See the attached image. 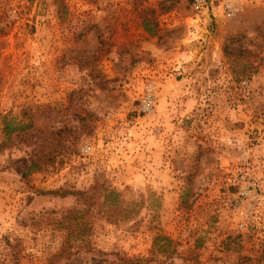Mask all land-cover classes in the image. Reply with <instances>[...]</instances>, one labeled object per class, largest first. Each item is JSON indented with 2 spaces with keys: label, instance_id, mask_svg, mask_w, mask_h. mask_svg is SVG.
Segmentation results:
<instances>
[{
  "label": "rangeland",
  "instance_id": "rangeland-1",
  "mask_svg": "<svg viewBox=\"0 0 264 264\" xmlns=\"http://www.w3.org/2000/svg\"><path fill=\"white\" fill-rule=\"evenodd\" d=\"M243 3L0 0V264H264V205L232 209L242 173L264 193V0Z\"/></svg>",
  "mask_w": 264,
  "mask_h": 264
},
{
  "label": "built area",
  "instance_id": "built-area-1",
  "mask_svg": "<svg viewBox=\"0 0 264 264\" xmlns=\"http://www.w3.org/2000/svg\"><path fill=\"white\" fill-rule=\"evenodd\" d=\"M191 7L197 14L210 10V0H190ZM219 8L221 14L226 19L236 17L244 9L243 0H220ZM155 107V85L153 83L147 84L145 88L144 96L140 104V112L142 114H149ZM81 152L87 155L90 152V147L85 145L81 148ZM246 153L242 156L246 160ZM237 192V198L235 199L232 209L235 212L236 217L239 218L238 227L243 228V220L248 216H252L256 213L262 205H264V193L260 190L259 184L255 177L250 172L242 173L237 183L234 186L239 185Z\"/></svg>",
  "mask_w": 264,
  "mask_h": 264
},
{
  "label": "trees",
  "instance_id": "trees-1",
  "mask_svg": "<svg viewBox=\"0 0 264 264\" xmlns=\"http://www.w3.org/2000/svg\"><path fill=\"white\" fill-rule=\"evenodd\" d=\"M143 24L145 26V30L146 32L150 35V36H156L155 31H153L150 27H148V21L147 19L143 20ZM241 38L240 37H229L227 39V44L224 46L223 48V53L226 57H231V56H238L239 58H242L243 61L240 62V65L235 68L232 69V74L234 76V80L236 83H241L242 80L244 79H249V72L250 70L255 66V61H254V56L253 53H251L250 51H246V49H244V47L238 46V49L233 48V43L235 42H241ZM244 51H246V53H244ZM237 53V55H236ZM249 57H251V59H249ZM3 132L5 134V136H10L11 133L18 127L10 124V120H8L6 117L3 121ZM28 126V125H27ZM37 169V165H35L34 163L31 164V166L27 169V173ZM109 194H113V192H109ZM84 230L83 229L82 233L84 234Z\"/></svg>",
  "mask_w": 264,
  "mask_h": 264
}]
</instances>
